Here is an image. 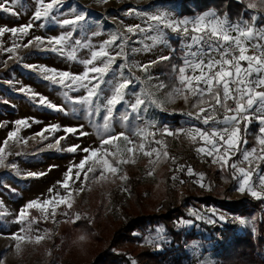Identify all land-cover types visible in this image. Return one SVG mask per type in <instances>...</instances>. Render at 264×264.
<instances>
[{"label":"rangeland","instance_id":"1","mask_svg":"<svg viewBox=\"0 0 264 264\" xmlns=\"http://www.w3.org/2000/svg\"><path fill=\"white\" fill-rule=\"evenodd\" d=\"M242 1L245 8L249 10L251 18L253 16L256 17V27L264 28V25L261 24L264 23V5L261 4L260 0ZM10 3L14 5L15 11L19 15L13 16L0 11V27L13 28L29 23H35L36 26L31 29L27 36H22L19 33L16 37H13L11 33H5L0 36V102L14 108V110L0 109V146H3V141L8 137V134L16 130L15 121L27 119L30 124L29 127L20 126L19 134L16 138L17 141H20L19 144L16 141H9L8 147L5 148V164L8 166L0 167V260H2V264H90L110 244L113 233L123 224L121 223L123 216L133 207L132 205L129 208L131 204L127 202L129 197H127V192L124 190L127 189V185H130L131 181L135 182H132L131 186L136 187L137 194L141 192L142 195H146L150 191L151 194H155L154 198H160L159 195L162 194L163 187L169 183L170 179L166 173V168L161 170V172H158V170L161 165L167 162L168 157H162L161 161L153 166L150 164L148 157L138 153L135 164L123 166L124 172L129 177L124 182L119 179L112 182L109 179L93 183V174L89 173V181L83 184V191H73L74 202L71 209H68L65 205H60L56 207V215L47 220L42 217L38 209H31L25 222L23 224L18 223L17 215L27 203L34 200L43 202L55 196L57 192L61 195L65 194L58 182L64 180L69 167L79 164L86 155L80 150L76 153H69L66 151L68 147L79 145L81 149H96L101 144V137L97 132V126L100 121L89 123L88 119L84 118L82 110L74 114L71 111L74 106L64 100L62 91L58 87L44 81L39 73L24 67V65L47 66L59 71L80 74L84 71V66L79 62L67 60L55 53L41 51L35 45L31 47H23V45L27 44L35 36L49 38L66 32L68 29L61 27L58 21L71 17L74 14V9L75 13L83 12L87 15L83 30L78 29L74 33V40L79 39L82 43L90 44L93 48H97L110 39L113 34L123 33L130 37L127 49H141L129 55V63L131 64H145L157 61L160 56H174L181 61L184 53V38L181 35L166 30L164 37L166 43L154 44L151 51H143L144 44H152V41L144 39L143 44L135 43V41L150 34L138 33L133 36L126 33L125 29L127 26L144 25L142 17L128 15V11L135 9L152 13L158 9H163L171 12L174 19L193 20L214 10L211 9L201 14L180 17L182 0H107V2H104V0H63V6L58 12L54 13L55 20L49 19L48 21L34 22L32 21V16L38 7L37 0H18V2L17 0H10ZM250 3H255L256 7L249 8L248 5ZM220 17L227 18L225 16ZM177 40H179L178 51L174 45V41ZM14 43L21 45L16 49L15 53L4 51L8 47H12ZM89 55L87 48L80 49L78 52V56L82 59L88 58ZM167 61L157 62L152 65L148 72V75L153 77L150 80L141 71H134L130 74L125 69L124 75L140 78V81L135 83V90L155 92L158 98H163L170 90L173 80V65L170 67V63ZM121 63L123 61L118 59L117 64ZM160 82L169 85V87L157 91L156 85ZM21 88H31L33 92L48 98L52 103L65 105L66 112L62 113L48 109L38 102H34L29 96L24 95L20 91ZM81 94L72 93L75 96ZM76 107L79 108V106ZM191 110H193L191 100L187 104L183 100H177L175 103L166 105V110L164 111L155 106H149L139 118L133 115V118L129 119V127L126 129L120 123V116L124 114L125 109L118 107L114 130L116 133L130 132L137 126L143 127L148 123H154L156 126L154 129L156 139H162L166 146L168 143H172L177 146L175 152L177 150L184 151L197 159V166H199L197 177L200 185L203 184L205 186V180H200L201 174L203 175L205 172L209 175L205 187L211 185L212 188L217 189L229 188V184L223 175L228 173V169L226 168L222 171L218 164L212 163L211 157L197 153L196 147L201 146L199 141L194 144L182 134L176 136L164 135L163 137L160 135L164 127L173 131L188 129L193 126L204 128L205 126L199 121L184 114ZM101 116H103V113H101ZM174 116L180 118L179 125L173 119ZM34 121H39V123ZM253 123L258 125V129L255 131L250 128ZM52 125H58L59 130L45 133L46 138L36 135L44 128ZM81 125L83 126L82 131L88 133V135L81 136L79 132L71 134L63 131L65 127H79ZM240 128L241 152L245 149L250 150L256 147L260 128L258 121L253 119L250 124L242 122ZM61 137L64 138L60 139L59 144H57L56 141ZM25 138L28 139L27 145L22 142ZM133 139L135 140L136 137H133ZM245 140L247 141L246 144L244 143ZM249 141L252 142V145L247 147ZM49 145H54V147H49ZM171 150L172 147L167 146L168 156ZM8 153H11V155H8ZM232 158H235V161H239L242 157L240 153H233ZM255 163L259 164V168L253 175V181L258 183L259 175L264 174V169L260 166L261 161L257 160ZM12 165H15V167H12ZM153 167H155V171L150 176L148 172ZM179 167L183 168L184 164L180 163ZM187 169L188 167L185 169L186 173ZM75 171L74 169V177ZM30 172L45 173V175L29 177L27 174ZM81 180H83V173L81 174ZM172 183L175 184L173 181ZM81 186L80 182L72 184L73 189H79ZM177 188L178 192L183 194V188ZM50 189H52L51 192L49 191ZM229 195L231 198L239 199L254 198L247 191L245 193L238 191V187L236 189L231 188ZM153 197L146 200L144 204L153 206L155 202ZM142 200H145L144 196ZM136 201L135 199L133 200L135 205H137ZM190 211L196 216L203 217V219L199 220L208 221L212 219L216 221V224L222 226L231 224L239 225L241 229L242 227H247L251 230L252 235L256 236V225L250 216H231L217 207L192 208ZM65 212H67V215H64ZM50 213L51 208L49 209ZM77 214L80 215V219L74 220ZM220 216L225 217V219L220 220ZM240 219H244L247 223L240 224ZM29 221L35 222L29 224ZM81 224L85 226H81ZM84 228H87L88 234H84ZM63 231L66 235L62 233ZM238 231L242 232L241 230ZM14 235L25 237V239H12ZM81 235L86 237L84 241L78 239ZM37 236L43 237L39 243L35 240ZM27 237H31V239ZM157 240L158 242L162 241L161 238H157ZM18 243L20 245L19 251L16 249ZM125 249H130L129 251L132 254L140 251V249L132 246H127ZM206 250L200 241L192 242L190 251H193V264H221L212 256L211 251Z\"/></svg>","mask_w":264,"mask_h":264},{"label":"snow or ice","instance_id":"2","mask_svg":"<svg viewBox=\"0 0 264 264\" xmlns=\"http://www.w3.org/2000/svg\"><path fill=\"white\" fill-rule=\"evenodd\" d=\"M260 2L264 5V0ZM37 4L38 7L32 16V21L55 20L54 13L63 6V0H37ZM248 7L255 8L256 4L250 3ZM0 11L13 16L19 15L10 0H0ZM73 12L71 17L58 21L61 27L68 29L66 32L49 38L35 36L23 47L35 45L41 51L55 53L67 60L79 62L84 66V71L75 74L47 66L24 65V67L39 73L44 81L58 87L62 91L64 100L74 106L71 109L74 114L82 110L84 118L88 119L89 123L99 120L97 132L101 137V144L96 149H81L79 145L68 147L66 151L69 153H76L80 150L86 155L79 164L69 167L64 180L58 182L65 194L61 195L57 192L55 196L43 202L34 200L27 203L17 215L18 223L25 222L31 209H38L45 220L54 217L56 207L60 205L71 209L74 202L73 191H83V184L89 181V173L93 174V183L109 179L112 182L116 179L124 182L129 177L124 172L123 166L135 164L138 153L148 157L153 166L157 165L162 157H168L166 144L162 139L155 138L154 123H148L143 127L137 126L130 132L116 133L114 121L118 107L125 109L124 114L120 116V123L127 129L128 121L133 118V115L139 118L149 106H155L164 111L166 105L175 103L177 100H183L186 104L191 100L193 110L184 114L199 121L205 127L193 126L176 131L164 127L160 132L161 137L182 134L194 144L199 141L201 146L196 147L197 153L211 157L212 163L218 164L222 171L226 168L230 169L233 178L238 181V191L241 193L247 191L255 199L264 200V174L259 175L258 183L253 181V175L259 168V164L255 161H264V90H261L264 89V28L256 27L255 16L252 17L251 23L249 21L230 23L227 18H221L215 11H209L193 20H188L174 19L171 12L163 9L152 13L129 10L127 14L142 17L144 25L127 26L126 33L133 36L138 33L150 34L135 41L141 44L144 39L152 41V44H144L143 51H151L154 44L166 43L164 39L166 30L184 38L181 64L172 66L173 80L170 90L163 98H158L155 92L135 90V83L140 81V78L125 76L124 70L127 69L130 74L134 71L144 72L146 78L150 80L153 77L148 75V72L152 65L170 60L171 57L160 56L157 61L145 64L129 63V55L141 49H127L130 37L123 33L113 34L97 48L82 43L79 39L74 40V33L78 29L83 30L87 15L83 12L75 13L74 9ZM34 26H36L35 23L13 28L0 27V36L5 33H11L13 37H16L18 33L27 36ZM20 46L14 43L12 47L4 51L15 53ZM84 48H87L90 53L86 59L78 56L79 50ZM118 59L123 63L117 64ZM166 87L169 85L163 82L156 85L157 91ZM20 91L48 109L66 112L65 105L54 104L48 98L33 92L31 88H21ZM72 93L82 94L75 96ZM253 119L260 124L257 146L241 152L240 124L242 122L250 124ZM34 122L39 123V121ZM15 125L16 130L11 131L3 141V146H0V167L8 166L5 164V148L8 147L9 141H16L19 144L20 141L16 138L20 126H30L27 119L17 120ZM82 127V125L65 127L63 131L71 134L79 132L81 136L88 135L82 131ZM56 130H59V126L52 125L36 135L46 138L45 133ZM133 137L136 139L134 140ZM63 138H59L56 143L59 144L60 139ZM22 142L27 145L28 139L25 138ZM244 143L246 144L247 141L245 140ZM49 147H54V145H49ZM233 153H240L242 158L234 161ZM74 169L76 170L75 177L73 176ZM179 170L181 169H176V171ZM154 171L155 167L148 172V175H153ZM82 173L83 180H81ZM187 174L191 176L194 172L188 168ZM43 175L45 173L30 172L27 174L29 177ZM203 178L201 174L200 180L202 181ZM173 179L176 177L174 176ZM76 182L81 183V188L73 189L72 184ZM201 186L204 185L201 184ZM49 191L51 192L52 189ZM50 208L51 213L49 214ZM64 215H67V212ZM196 218L203 219L200 216ZM79 219L80 215L77 214L74 220ZM219 219L224 220L225 217L220 216ZM33 222L35 221H29V224ZM207 222L215 223L216 221L209 219ZM182 223L189 224L191 221H182ZM239 223L243 225L247 222L240 219ZM163 231V229H158L161 239ZM27 238L31 239V237ZM12 239L23 240L25 237L14 235ZM41 239H43L41 236L35 238L37 243ZM149 243H154V240L149 239ZM19 248L18 243L17 251Z\"/></svg>","mask_w":264,"mask_h":264},{"label":"trees","instance_id":"3","mask_svg":"<svg viewBox=\"0 0 264 264\" xmlns=\"http://www.w3.org/2000/svg\"><path fill=\"white\" fill-rule=\"evenodd\" d=\"M211 9L219 16L227 17L230 23H242L243 20L252 22L249 10L245 8L242 0H182L180 17L201 14ZM174 45L178 51L179 40L174 41ZM167 62L170 67L181 63L174 56ZM0 109L14 110L1 102ZM173 119L179 125L180 118L174 116ZM250 128L255 131L258 125L253 123ZM250 145L251 141L247 147ZM167 146H171L172 150L167 162L161 165L158 172L166 168L171 184L167 183L163 187L160 198H154L155 194L150 191L146 195L141 192L137 194L136 187L131 186L135 182L131 181L125 192L129 197L127 202L131 204L129 208L132 205L133 207L125 212L121 222L123 224L113 233L110 244L90 264H193V251H190V246L196 241H200L206 251H211L212 256L221 264H264V200L231 198L229 190L236 189L238 181L232 177L229 169L227 174H223L229 188L217 189L211 185L205 187L209 178L205 172V186L202 187L197 177V159L184 151L175 152L177 146L172 143ZM232 159L235 161V158ZM180 163L184 164L183 168L179 167ZM185 166L191 168L194 175H188ZM260 166L264 169V161H261ZM174 176L176 179H173ZM177 187L183 188V194L178 192ZM143 196L145 200H142ZM152 197L155 199L154 205L146 206L144 203ZM134 199L137 200V205L133 202ZM202 207H217L231 216H250L256 225V236L247 227L241 229L239 225L231 224L222 226L216 222L208 223L197 219L190 210ZM182 221L191 223L184 224ZM158 229L164 230L161 242L157 240L161 236ZM83 232L88 234L87 228ZM62 233L66 235L64 231ZM149 239L154 240V243H149ZM127 246L140 251L132 254L130 249H125Z\"/></svg>","mask_w":264,"mask_h":264},{"label":"clouds","instance_id":"4","mask_svg":"<svg viewBox=\"0 0 264 264\" xmlns=\"http://www.w3.org/2000/svg\"><path fill=\"white\" fill-rule=\"evenodd\" d=\"M78 239H79L80 241H84V240L86 239V237H85L84 235H81V236L78 237Z\"/></svg>","mask_w":264,"mask_h":264},{"label":"built area","instance_id":"5","mask_svg":"<svg viewBox=\"0 0 264 264\" xmlns=\"http://www.w3.org/2000/svg\"><path fill=\"white\" fill-rule=\"evenodd\" d=\"M251 54V53H250ZM256 120V119H255Z\"/></svg>","mask_w":264,"mask_h":264}]
</instances>
